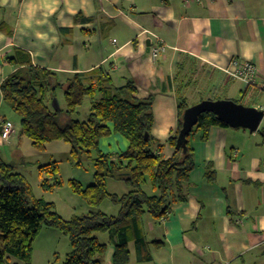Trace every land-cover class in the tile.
<instances>
[{"label":"crops","instance_id":"crops-1","mask_svg":"<svg viewBox=\"0 0 264 264\" xmlns=\"http://www.w3.org/2000/svg\"><path fill=\"white\" fill-rule=\"evenodd\" d=\"M160 42L166 48L153 57ZM233 58L253 62L264 75V0H0V85L30 67L54 72L59 83L74 74L104 80L112 92L132 80L137 98H152L151 134L165 143L164 157L173 154L166 141L178 129V97L188 105L239 96L244 103L254 95L261 99L255 107L262 102L256 88L224 71ZM53 93L48 103L56 98L64 109L63 90ZM5 109L11 108L0 90V114L11 121ZM246 130L212 126L204 138L190 137L195 164L187 201L159 220L144 215L146 239L163 243L143 263L131 248L128 264H264V142L251 141L247 131L255 132ZM22 134L20 127L0 138V159L24 175L25 166L39 170L70 152L59 142L30 152ZM99 147L120 152L127 141L112 133ZM42 152L48 155L41 162ZM107 189L121 195L129 188L108 179ZM113 252L108 244L103 264H112Z\"/></svg>","mask_w":264,"mask_h":264},{"label":"trees","instance_id":"trees-1","mask_svg":"<svg viewBox=\"0 0 264 264\" xmlns=\"http://www.w3.org/2000/svg\"><path fill=\"white\" fill-rule=\"evenodd\" d=\"M57 88L63 90L64 109L55 110L48 103ZM106 89L104 80L85 81L81 74L59 83L54 72L36 67L17 69L1 83L4 102L20 116L21 131L35 149L43 150L51 141H64L70 145L69 158L76 165L84 157L91 158L94 171L93 181L86 186L69 180L71 190L89 210L66 219L52 202L33 195L24 174L0 159V264H32L33 243L43 226L69 238L72 250L58 264H103L108 244L114 247L112 264H128L131 248L137 262L150 261L151 248L163 242L146 239L143 216L162 219L172 204L187 201L189 175L195 164L190 137L201 133L204 138L212 126L229 127L214 113L203 112L187 134L186 150L176 149L182 113L190 106L184 97H178V129L166 141L173 154L164 157L165 143L151 134L152 98H137L132 80L113 92ZM86 98L90 106L85 119L74 118ZM259 131L264 134V126ZM112 133L120 134L127 147L120 152H103L100 139ZM39 171L43 190L62 185L56 176V161L39 166ZM108 179L123 181L128 191L121 195L109 192ZM106 199L118 207L116 214L101 209Z\"/></svg>","mask_w":264,"mask_h":264},{"label":"rangeland","instance_id":"rangeland-1","mask_svg":"<svg viewBox=\"0 0 264 264\" xmlns=\"http://www.w3.org/2000/svg\"><path fill=\"white\" fill-rule=\"evenodd\" d=\"M55 93L57 94L58 98L59 96H61L60 90H57ZM220 96H222V94L217 93L215 98ZM260 100L261 99H259V97H256V95H254L249 100L244 101V103L247 106H255V104L260 102ZM233 101L243 103L241 96L235 98ZM89 103H90L89 98H86L82 102V104L78 107V111L73 117L79 120L85 119V115L87 113L86 109H88L87 107L89 106ZM7 110L5 109L2 111L14 124L15 130L20 132V116L11 109H7ZM260 128H262V126H259V130ZM259 130L253 134L249 133L246 130L249 136L253 135L251 137V141L258 140L260 143L264 142V134ZM22 136L23 139L21 145L24 149L28 146L30 152H40L39 150L37 151L31 145L30 139L27 136L23 134ZM51 142L52 143L59 142V143H55L58 144L59 146L60 144H64V145L67 144L70 150V145L64 141L55 140ZM262 146H264V143L261 144V147ZM58 149L64 152V150H61L60 147H58ZM39 154L40 155H38V158L40 159V161L41 162L46 161L48 154L43 152ZM28 155H30V153ZM55 157L57 159L56 162L58 165V172L56 176L62 181V185L60 187H55L52 190H43L44 188L41 185L42 177L35 165L25 166L24 173L26 175V179L28 183L31 186L33 195H35L37 198H43L46 201L52 202L55 206V210L62 217L66 219L72 217L73 215H80L86 213V211L89 210L88 206L78 194L74 193L71 190L69 185V180L76 179L82 184V186H86L90 184L93 181V171H94L92 159L91 158L88 159L84 157L81 159L80 165H76L75 162L69 158V152H67L66 154L57 153ZM32 158L33 157L28 156V160H31ZM111 182L112 181H110V184ZM101 209H103L105 212L109 214H116L118 211V207L113 205L108 199H106L102 203ZM147 218L148 216L146 215L142 218V220L145 221ZM100 239H103L102 235H100ZM0 244H2L1 234H0ZM71 250L72 247L67 235L51 227L43 226L40 228L33 243L32 255H31L32 264H58Z\"/></svg>","mask_w":264,"mask_h":264},{"label":"water","instance_id":"water-1","mask_svg":"<svg viewBox=\"0 0 264 264\" xmlns=\"http://www.w3.org/2000/svg\"><path fill=\"white\" fill-rule=\"evenodd\" d=\"M52 107L59 110L56 98H53ZM203 112H212L217 119L232 128L247 129L256 132L259 129L263 111L255 106H247L230 99H204L190 105L182 113L181 128L176 139V149L186 150L187 134L197 124L199 115ZM1 130V127H0Z\"/></svg>","mask_w":264,"mask_h":264},{"label":"built area","instance_id":"built-area-1","mask_svg":"<svg viewBox=\"0 0 264 264\" xmlns=\"http://www.w3.org/2000/svg\"><path fill=\"white\" fill-rule=\"evenodd\" d=\"M166 48V44L160 42L156 47L152 49V56L156 57L158 53ZM232 77H235L242 81L245 87H254L258 91V94L262 98V102L256 107L263 111V116L260 122V126H264V75L259 74L256 65L250 61H241L238 58H233L230 62V66L224 70ZM0 138L8 140L10 136L15 132L14 124L5 119L0 114Z\"/></svg>","mask_w":264,"mask_h":264},{"label":"clouds","instance_id":"clouds-1","mask_svg":"<svg viewBox=\"0 0 264 264\" xmlns=\"http://www.w3.org/2000/svg\"><path fill=\"white\" fill-rule=\"evenodd\" d=\"M25 23L27 24V21H25Z\"/></svg>","mask_w":264,"mask_h":264}]
</instances>
